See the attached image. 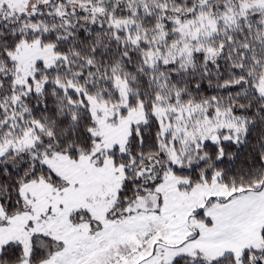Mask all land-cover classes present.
I'll return each instance as SVG.
<instances>
[{"label": "snow or ice", "instance_id": "1", "mask_svg": "<svg viewBox=\"0 0 264 264\" xmlns=\"http://www.w3.org/2000/svg\"><path fill=\"white\" fill-rule=\"evenodd\" d=\"M0 264H264V0H0Z\"/></svg>", "mask_w": 264, "mask_h": 264}]
</instances>
